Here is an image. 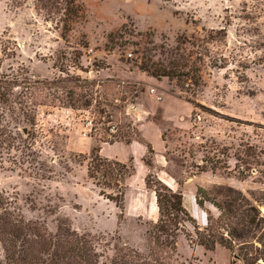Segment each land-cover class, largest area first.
I'll return each instance as SVG.
<instances>
[{"label": "rangeland", "instance_id": "374dc122", "mask_svg": "<svg viewBox=\"0 0 264 264\" xmlns=\"http://www.w3.org/2000/svg\"><path fill=\"white\" fill-rule=\"evenodd\" d=\"M76 5L81 17L72 20ZM182 55L191 57L187 69L201 67L199 85L163 76ZM0 71L30 79L36 104L33 137L0 163V213L90 233L105 262L127 244L150 264H248L238 247L207 250L183 234L176 251L156 243L148 231L159 210L145 179L160 174L181 190L201 226L219 211L197 204L198 186L242 190L264 215V0H0ZM162 129L163 168L149 170L143 139L160 152ZM103 146L104 156L135 167L124 211L88 175L93 148Z\"/></svg>", "mask_w": 264, "mask_h": 264}, {"label": "trees", "instance_id": "16d2710c", "mask_svg": "<svg viewBox=\"0 0 264 264\" xmlns=\"http://www.w3.org/2000/svg\"><path fill=\"white\" fill-rule=\"evenodd\" d=\"M75 1L69 0L74 6ZM76 7L71 9L72 20L81 17L79 11L82 8L80 5ZM221 30L224 32L225 29ZM214 33V29L206 30L211 38L215 37ZM182 57L175 64L163 65V76L177 78L183 86L199 85L202 81L201 67L196 64L195 72L192 67L187 69L191 57ZM212 64L214 67L227 66L226 63L219 64L217 59ZM149 74L161 75L154 71ZM33 89L34 83L30 79L0 71L1 164L5 153L19 150L23 141L33 137L32 129L27 127L30 125L32 128L36 124ZM25 128L26 134L23 131ZM149 152H153L150 145ZM147 156L144 162L151 167L153 157ZM134 171L133 165L102 156L101 148H93L88 175L102 187L101 194L113 201L121 211L125 208V181ZM145 183L154 192L159 210L157 222L148 231L156 243L176 251L178 238L183 234L191 243L207 250H215L218 245L230 250L238 247L246 263L264 262V215L242 190L223 185L211 189L198 186L197 204L204 209L205 204L210 203L219 211L217 217L208 211V224L201 226L185 206L181 190L173 189L159 178L155 179L152 173L147 175ZM188 224L193 227L192 230ZM0 243L5 253V264H150L137 249L127 244H116L110 261H102L103 253L94 235L79 232L69 224L60 225L56 232H51L45 224L25 220L21 213L7 208L0 213Z\"/></svg>", "mask_w": 264, "mask_h": 264}, {"label": "crops", "instance_id": "0c3cea01", "mask_svg": "<svg viewBox=\"0 0 264 264\" xmlns=\"http://www.w3.org/2000/svg\"><path fill=\"white\" fill-rule=\"evenodd\" d=\"M153 95H156V98L158 99V95H157V93L155 94V93H152ZM158 100H163V95H160V97H159V99ZM156 118V117H155ZM142 119H143V116H142V113H140V115H139V120L140 121H142ZM141 123V122H140ZM139 130L141 131V134L143 133V130H142V128L140 127V124H139ZM163 134H164V132H163V129H162V131H161V137H162V140L164 141V147H162L161 148V151L160 152H158V151H156L154 148H153V145H152V143L151 142H149V141H147V140H145V139H143L145 142H146V153H145V155L142 157V161L144 162V157L145 156H147V153H150L149 152V145L151 146V148L153 149V154H154V156H153V166H148V165H146L145 164V162H144V164L146 165V167H148L149 168V170H152V169H154V167H161V168H163V152L165 151V149H166V140H165V138H164V136H163ZM144 138V137H143ZM136 141L137 140H132L131 142H126V144H128V145H135V143H136ZM117 143H119V142H117ZM116 144V143H115ZM114 145V144H113ZM104 148V146L101 148V152H102V149ZM101 155L102 156H104L102 153H101ZM106 157V156H105ZM155 157H157V159H155ZM160 157V158H159ZM109 158V157H108ZM159 158V159H158ZM110 159H112V158H110ZM134 159V158H133ZM117 160V159H116ZM163 170V169H162ZM159 176H160V178H161V180H163L165 183L167 182L168 183V185H169V182L167 181V179H165V178H163V176L162 175H160L159 174ZM166 183V184H167ZM170 186V185H169ZM171 187V186H170ZM202 219L203 220H205V213L204 212H202Z\"/></svg>", "mask_w": 264, "mask_h": 264}, {"label": "built area", "instance_id": "2783aa9c", "mask_svg": "<svg viewBox=\"0 0 264 264\" xmlns=\"http://www.w3.org/2000/svg\"><path fill=\"white\" fill-rule=\"evenodd\" d=\"M128 55L131 57L133 56V53H128ZM152 91H154V89H152ZM84 112L86 113V117H85V127H84V131H83V135L85 136H90L91 133L94 131V129L96 128V123H95V119L94 117L91 115L90 110H84ZM110 131L112 133L116 132V125H111L110 127Z\"/></svg>", "mask_w": 264, "mask_h": 264}, {"label": "water", "instance_id": "95a60500", "mask_svg": "<svg viewBox=\"0 0 264 264\" xmlns=\"http://www.w3.org/2000/svg\"><path fill=\"white\" fill-rule=\"evenodd\" d=\"M256 264H263V262L262 261H259L258 263H256Z\"/></svg>", "mask_w": 264, "mask_h": 264}]
</instances>
